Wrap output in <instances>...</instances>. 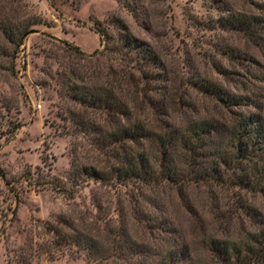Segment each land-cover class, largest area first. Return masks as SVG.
Segmentation results:
<instances>
[{
	"label": "rangeland",
	"instance_id": "1",
	"mask_svg": "<svg viewBox=\"0 0 264 264\" xmlns=\"http://www.w3.org/2000/svg\"><path fill=\"white\" fill-rule=\"evenodd\" d=\"M241 13L264 21V0H0L1 16L26 20L31 30L14 71L10 62L0 69V169L6 175L0 179V264H98L82 239L100 241L107 220L112 260L104 262L112 264L167 262L175 249L180 257L170 262L177 264L224 262L213 242L230 251L228 262H254L264 254L257 240L264 233V193L242 183L250 167L241 168L248 164L233 159L228 144L243 116L264 124V37L257 43L222 20ZM119 21L155 50L162 72L149 78L151 97L133 94L125 83L116 91L133 113L127 121L94 102L101 85L110 86L98 72L126 69L98 30L116 41ZM86 72L83 81L75 75ZM134 76L138 80V70ZM211 87L218 94L205 91ZM201 119L215 121L219 132L208 138L201 149L207 157L199 154L197 164L202 172L217 168L218 178L197 181L194 173L183 181L195 166H188L192 158L178 156V141L162 147L159 140L166 134L177 140ZM136 123L146 132L132 149H144L160 174L135 187L113 185L112 168L122 159L101 147L103 139L122 138ZM93 169L99 177L86 176ZM56 225L68 244L57 243L64 240L54 234ZM133 248L151 259L133 255Z\"/></svg>",
	"mask_w": 264,
	"mask_h": 264
},
{
	"label": "trees",
	"instance_id": "2",
	"mask_svg": "<svg viewBox=\"0 0 264 264\" xmlns=\"http://www.w3.org/2000/svg\"><path fill=\"white\" fill-rule=\"evenodd\" d=\"M229 15L231 16V14ZM222 20L223 23H228L229 27L232 30L245 33L248 38L256 41L257 43L258 40L264 37V21H262L260 16H249V14L241 13L239 15L232 14L231 19L223 18ZM25 23L26 24L23 25L19 23V21L16 22L15 19L12 21L8 16L0 15V33H2L4 36V39H0V41H2L0 42V69L5 68L4 65L10 62V70L14 71V58L18 54L19 48L24 44L26 35L31 31L26 20ZM118 25L120 26L119 28L121 32V38L116 41L115 37H112V35L107 30H98L103 36L102 44L107 45L106 48L111 52V49H109V44L112 42V52L117 53L118 55L116 58L124 62L127 61L126 69H123V71H121L119 69H115L116 67L114 68L112 66V68L108 69L105 75L102 71H100V73L98 72L101 78H107V84H110V86L105 87L101 85L103 89H100L99 93L102 99H96L97 101L94 102L98 103L99 105L100 102H103L104 105L100 106L103 107L104 110H106L109 116L112 112H114L116 116L124 118L127 121V119L133 116V113L127 108V105L122 103L123 99L117 96L116 91L119 88L122 89L123 84L125 83L130 87V90L131 92H133V94L135 93L136 95H144V97L145 94H149L150 96L152 90L148 91L149 88H147V85H149V78L153 75V73L154 76L159 77L162 72L159 69L160 57L155 52V50L150 47V45L134 38V36L130 34L128 28L124 25L123 22L119 21ZM68 49L72 50V52L76 55L87 57V55L77 47L69 46ZM147 69H151L152 71L147 72ZM136 70H138L139 72V76L137 77L138 80H136L134 76V72ZM87 73L88 72H86L85 75L75 73V75L83 81ZM144 85H146L145 89ZM209 89L213 94H218V90L212 87L205 88V91L208 92ZM144 90H146V93H144ZM133 94L131 93V95ZM219 96L221 101L224 102L225 96L222 93H220ZM157 107L158 110H161L159 106ZM235 124V127H233L231 131V133H233V142L228 143L229 147L233 148L236 153V155L232 157L233 159L235 157L237 161H241L240 163L248 164L246 165L247 168H244V166L241 167L243 170H248V167H250L249 170H251L250 173H246V176H243L240 179L244 185H253L264 193V124L261 123V120H256L253 115H248L247 117L243 116V118H240V120L236 121ZM117 125L118 123H115L114 127H116ZM143 128L140 129L139 123H136L132 129L125 128L123 130L122 134L124 135V137L122 138V135L113 133L111 141H107V139L105 140V138L103 139L101 147H103V149L112 148V157L116 161L122 159V161H120V163H118L116 166L113 165L115 168H112L114 170L110 175L113 181V185L118 184L119 186L123 187L132 185L133 187H135L141 182H148L150 179L155 177V174H160V170L159 172H155L152 170L151 160L148 156V153L144 149H139V152H136L132 149V146L139 145V142H137V138H142L143 135L145 136L144 133L146 132V130H143ZM103 132L105 133L107 131ZM218 132L219 124L212 120L201 119V121H192L191 125L188 126L187 131H185V133H183L181 136H178L177 140L173 137V134H166V138H160L159 142L162 141V147H174L173 141H178L175 144L177 146L176 150H179L181 148V150L177 152L178 156L179 154L184 153L182 156H189L192 158V163L188 166L189 168L193 167L194 165L195 166L192 169H186V174H184L182 178L183 181L191 178L194 173L196 175L197 173H199V175H197V181L200 179H205L208 175H212L213 178H218V176L214 174L217 168H213L211 171L202 172V165L197 164V158L199 154L201 158L204 157L203 151L201 149L207 147L208 138H212L213 135ZM125 139H128L130 141V145L127 146ZM209 156L212 157L211 154H209ZM216 156L219 155L216 154ZM223 159L225 160V157H223ZM175 160L176 157L172 159V161ZM225 162L228 161L225 160ZM168 166L169 163L167 167ZM97 171L98 170L96 169H93V172L85 171L86 176L94 178L99 177L98 175L100 172ZM5 178V173L2 169H0V179L4 180ZM156 178L160 179V176H157ZM60 223H63V221L58 222V224ZM65 224H68V222H66ZM105 226L108 230L107 234H105L106 236L102 233L100 234L103 237H101L100 239H104L103 241H98L93 238L82 239V241L84 240L83 242L87 243V245L91 244V247L93 248L92 251H95L92 253L94 255L93 257H98H95V260L98 261V264H112V262H104L109 259L112 260V220H107L105 222ZM58 227H61V225H56L55 229H53V232L54 234L58 235L61 240H64L65 238H67L68 234H61L62 232H59L60 229ZM257 240L262 244V248L264 249V233H262L260 237L257 238ZM57 243L68 244V241H58ZM105 244L109 247L106 248ZM213 248L217 253H219L220 257H223L224 262H218V264H264V262H259V260H264V254H261L260 257H256V255L254 262H228L230 260V257L232 258V256L230 254V251H228L225 246H223L222 248L221 246L213 242ZM133 251V255H137V253H140L141 255H144V258H146L145 254L142 252L143 250H135L133 248ZM178 252L179 251L176 249L174 250V252H171V255L168 257L167 262H160L159 260L157 262L156 260L155 262H138V264H177V262L170 261L171 258L175 259L180 257L178 255ZM128 263L130 262H121V264Z\"/></svg>",
	"mask_w": 264,
	"mask_h": 264
}]
</instances>
